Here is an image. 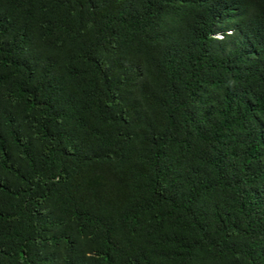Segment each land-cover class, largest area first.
Here are the masks:
<instances>
[{
	"label": "trees",
	"instance_id": "16d2710c",
	"mask_svg": "<svg viewBox=\"0 0 264 264\" xmlns=\"http://www.w3.org/2000/svg\"><path fill=\"white\" fill-rule=\"evenodd\" d=\"M0 264H264V0H0Z\"/></svg>",
	"mask_w": 264,
	"mask_h": 264
}]
</instances>
